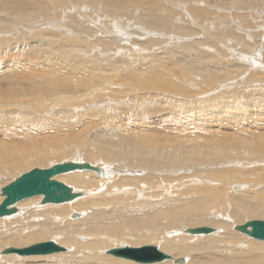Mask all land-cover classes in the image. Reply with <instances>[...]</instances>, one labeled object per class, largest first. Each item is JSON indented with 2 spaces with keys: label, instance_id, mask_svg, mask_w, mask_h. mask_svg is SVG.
<instances>
[{
  "label": "bare ground",
  "instance_id": "6f19581e",
  "mask_svg": "<svg viewBox=\"0 0 264 264\" xmlns=\"http://www.w3.org/2000/svg\"><path fill=\"white\" fill-rule=\"evenodd\" d=\"M169 1L177 7L187 5L185 9L202 17L204 24L211 15L212 20H218L223 12L227 14L229 12L228 16H234L223 24L216 23L218 31L209 33L210 37L216 40L212 42L216 45L215 55L195 47L194 41L189 42L188 36L195 31L187 26L191 25L189 21L184 23L183 20L180 25L175 22V16L171 15L173 7L167 4ZM177 1L181 3L178 4ZM230 1L232 0H209L207 4L213 8H206L200 3H195L194 0H0V175L5 177L10 169L13 171L26 169V172H29L34 169L31 167L35 164H44L47 161L46 157H51L56 147L63 145L61 146L63 148L65 145H76L79 142L88 143L89 147L96 146L92 152L84 151V158L77 157L79 152L76 158L99 159L96 165L89 163L102 169L101 175L94 170L85 169L87 171L75 170L76 172L63 173L56 177L71 186L74 192L82 194L75 200L85 198L77 201L73 205L75 207L63 206L67 209V214H64L60 206H43L47 204L42 203L43 196L39 195L18 202L15 205L18 209L16 213L0 218L1 223L5 225L0 227V244L23 248L39 241L53 240L65 246L66 251L48 255L20 256L11 253L12 255L5 256L6 254H2L4 248L0 250V260L10 259L9 264H41L42 260L52 261V264H84V262L137 264L134 260L107 253L112 249L113 239L124 238L116 245L118 248L156 245L159 250L172 253L169 254L172 256L170 259L159 264H264V240L256 238L249 240L236 229L237 226L242 225L239 223L248 221L249 218H264V193L262 198H257L256 203H252L250 187L243 191H234L237 187L236 183L228 185L233 179L240 182L246 179L245 174L235 165L246 158L248 160L258 158L264 161V147H259L258 144L260 137L251 134L245 128V122L258 125L264 121V88L252 90L251 87L246 86L241 78L247 68L242 66H236L235 76L227 75L225 76L227 78L222 80V76L211 73L210 68L215 66L222 69L230 65V60L215 63L208 62L207 59L220 55V50L224 52L227 50L229 53L235 51L230 49L232 40H227V37H234L229 36L228 32L244 31L251 25H253L252 29L264 31V0ZM156 18L161 20L160 25ZM248 18L263 22L257 24L250 22ZM53 21H57L58 24ZM152 21H155L156 25L152 24ZM143 23L148 24L149 27L155 25L160 28L161 31L158 32L161 33L160 36L145 41H139L138 38L135 43L139 42V46L133 44L132 48L136 56L131 55L129 58L128 51L126 54L130 59L128 61L116 60L109 65L94 61L92 64L99 65L100 73H96L98 71L96 69L93 70L96 68L95 65L92 70L77 65L69 73L73 76L67 74L65 78H76L75 82L80 83L84 92H57L60 83L64 82L62 77L56 75L58 74L56 72L62 70L60 62L74 60L87 63V59L74 58L71 49L75 48L77 52L91 50L90 54L96 52L89 46L93 45L94 41L90 42L75 36L66 38L61 35L75 32L78 35L82 32L94 35L100 33L101 36L117 39L116 44L120 47L123 42H128L130 35L134 33L133 29L140 32L149 30ZM48 26L54 29H45ZM107 26L111 31L103 28ZM71 27L73 30H70ZM58 29L61 30L60 36L55 34ZM250 35L252 41L255 38L257 42L252 43L255 48H251L250 51L254 57L250 58L251 64L247 71L256 68L259 74L261 72L259 70L264 71L262 55L261 58L258 56L261 32ZM161 37L170 39L168 44L174 40H186V42L177 43L176 47L170 50L166 47V49L157 48V51L163 50L161 57L164 56L161 58L163 61L157 64L147 55L148 51H144L141 47L153 41L163 42L159 41ZM237 41L241 45L246 43L238 39ZM95 42L108 41L97 38ZM247 42L249 43L250 40ZM225 47L226 50L223 49ZM138 48L141 52L144 51L143 55L137 54ZM68 54H72V57H68ZM186 58H191L192 61L200 59L199 64L194 63L193 66L184 64L187 72L196 73L199 69L197 65L201 63L204 69L210 72L205 84L211 87L218 85L216 90L222 88L227 90L226 92H235L232 89L239 87V92H251V94L247 93L250 98L240 97L243 103H239L238 99L235 104L228 100V97L226 98V92H222L225 93L223 95L225 99L222 97L221 101L213 105L215 108H222L220 111L217 109L219 113L209 114L210 107L207 109L195 107L194 117L197 119L189 118L190 114L186 109L181 111L175 108L157 109L148 116H145L144 109L141 113L137 111L136 115L134 110L132 112L125 110L127 111L125 113L121 109V115L116 116L113 113L105 119L98 113L83 115L85 112L83 111L78 114L74 108L77 104L96 102L97 93H108L93 92V86L90 84V76L98 82L104 69L110 71L107 74L111 77V71L114 75H118L119 66L131 70L137 64L144 63L145 66L141 69L145 72L133 77L134 81L128 85L130 88L128 90L133 91L138 88L145 92L160 91L164 85V78L181 80L179 70L183 67L180 61ZM147 60L150 63H147ZM231 62L235 65V61ZM50 70H54L55 73H50ZM262 78L264 80V76ZM238 79H241L240 82ZM126 93L129 92L121 94ZM142 104L149 105L148 102ZM94 105L102 106L97 103ZM116 106L117 104L112 108ZM57 107L61 109L55 111L56 116L53 114V117L46 116L52 112V108L57 110ZM242 107L247 108L246 111L250 112L249 116H245L240 111ZM105 108L107 107L103 106L97 110ZM141 109L142 106L139 110ZM157 121L173 123L176 128L187 129L183 131H188L190 135L183 140L180 138L182 137L180 133H172L170 129L161 133V124L152 127ZM98 124L101 125L94 126ZM200 125H203V128H200ZM209 126L229 127L230 130L225 132L239 134L238 140L226 141L227 146L217 145L214 142L211 146L202 143L201 139L208 138L204 136L205 131H208L210 136L216 134L218 128L213 130L208 128ZM167 128L169 126H165V129ZM149 131L153 134H149ZM196 132L199 133L195 137L198 142L188 139L193 138ZM183 146H192V148L184 152ZM72 154L71 152L66 155ZM225 157L229 158L222 161L221 159ZM60 158L58 156L56 159ZM189 166L195 167L192 171H195L196 176L206 173L208 167L212 171L221 170L218 174L219 179H204L199 183L187 180L184 183L186 190L180 197L174 199L179 184L170 182L169 176L179 170L185 171ZM210 182L216 184L212 185ZM4 183V181L0 183V201L4 200L1 193V189L7 185ZM239 186L243 187V185ZM260 186L264 188V183ZM91 191H96L98 194L88 198V193H92ZM174 191L177 193H173ZM195 206L200 211H197ZM82 210L87 212L86 217L82 218L80 213H74L77 214L76 218L73 216V212H82ZM204 210H208L206 214L201 212ZM220 212L221 216L218 219ZM71 214L73 219L70 217ZM206 223L214 226L212 233L186 232L188 228L202 227L198 225H206ZM127 233H136L138 237L134 236L135 238H142L145 241H142L141 246L138 247L132 244L121 246L130 243L125 238ZM234 235L244 240L240 241ZM1 237L6 241L1 242ZM3 247L0 246V249ZM110 256L116 257L118 261L116 263L107 261Z\"/></svg>",
  "mask_w": 264,
  "mask_h": 264
},
{
  "label": "rangeland",
  "instance_id": "374dc122",
  "mask_svg": "<svg viewBox=\"0 0 264 264\" xmlns=\"http://www.w3.org/2000/svg\"><path fill=\"white\" fill-rule=\"evenodd\" d=\"M232 1H235V0H232ZM232 1H230V2H232ZM177 2H178V4L181 3V1H180V3H179V1H177ZM194 2L200 3V5H202V7L213 8L207 4V2H209V0H194ZM167 4L173 7V8H171L172 9L171 15L173 14V16H175L174 17L175 22H178V24L183 23V20H185L184 23H188V21L190 22L191 25H187V26H189L191 30H194L195 33H192L191 36H188L189 42L194 41L195 47H198L200 50L206 51L209 54L212 53L213 55H215L214 52H217V51H215L216 45H214L212 42H215L216 40L212 39L210 37L211 36L210 34L218 31V29L216 28V25H215L216 23H218V24L222 23L223 24L229 18H233L234 16H228L229 12H228V14L226 12H223V15L220 16L218 18V20H212V15H211L208 18V21L204 24L202 17L191 12V10L185 9L187 7V5L184 7H177V5L174 6L173 4H171L170 1ZM86 14H87V12H86ZM92 16L95 17V15H92ZM87 17H89V16H87ZM252 18H256V17H252ZM145 19H148V18H145ZM156 19L158 21V25H160L161 20L158 18H156ZM248 19L250 20V22L251 21L255 22V23L257 22V24L263 22V21H259V20L256 21V20L251 19V18H248ZM81 21L85 22L86 20L81 19ZM53 22H57V21H53ZM136 22H139V21H136ZM144 23H147V22H144ZM144 23H143V25H144ZM153 23L155 24V21H152V24ZM57 24H58V22H57ZM135 24H137V23H135ZM155 25L151 26L153 29L151 27H149L148 24L144 25V26H146V28L148 27L149 30H146V31L141 30L142 32H140L139 30L135 31L133 29L134 33H132L130 35L131 37L128 40V42H125V43L123 42V45L120 44V47L116 44L115 40H117V39L110 38L106 35L101 36L102 34H100V33L95 34L96 35L95 36L94 34H90V33H86V32H82V34H79V35L77 34V32L71 33L68 35H66V33L63 32L65 35L64 34L61 35L62 37L69 38V37L75 36V37H79V38L89 40L90 42L94 41L93 45H89V46L91 48L93 47V50H96V52L94 54L93 53L90 54L89 52L91 50L90 51L86 50V52H77V51H75V48L71 49V53L73 55H75L74 58H77L78 60L79 59H84V60L87 59V63H85V62L79 63L78 61H74V60H63L62 62H60L59 64H60L62 70H61V72L60 71L56 72V73H58L56 75L62 77L64 79V82L60 83V85H59L60 89L57 92H84L80 86V83L75 82L76 78L75 79L65 78V76L67 74L71 73L72 70L77 65L87 67L88 70H92V68L95 65L96 68H93V70H95V69L98 70L99 65H97L95 63L92 64L94 61L98 62V64L103 63L104 65H109V63H111L113 61L115 62L116 60H121V61H123L122 59H125V61L130 60L129 58H131V55L136 56L134 54V51L132 48H133V44L134 45L140 44L139 42L135 43V41H138L137 40L138 38H140L139 41L140 40L145 41V40H148L150 38H153L154 36L156 38H158L157 36H160L159 34H161V33H158V32H160L161 30H160V28L156 27ZM92 26H94V25H92ZM252 26L253 25H251L250 27H247L244 31L243 30H237V31L227 33V34H229V36L234 37V38L227 37V40L228 39L232 40V42L229 46H230V49H232L233 51L235 50L234 51L235 53L234 52L229 53V51H227L226 50L227 48L225 47L223 49H225L227 53L224 52V50H220L219 51L220 55L217 54L216 56H213V57L208 56V57H211V58H207L208 62L210 61V62L216 63V62H220V61H225L226 59L230 60V65L224 67L227 70H224V68L219 69L220 67L216 68L215 66H212L210 68V70H212L211 73L220 74L222 76V80H224L227 78V77H225L227 75H229V76H231V75L235 76L236 75V73L234 72V70L237 68L236 66H239V67L242 66V67H246L248 69V67H250V64H251L250 58L254 57V54H252V51H250V49L255 48V45H253L252 43H253V41L254 42L256 41V40H254L255 39L254 37H253L254 39L252 41V37L250 35L251 33H253V34L255 33V35H256V33L261 32V35L259 37L260 42H258V44H260V46H261L260 51L258 52V54H260V55H258V56L260 57L262 55V58L261 57L260 58H261L262 63H264V58H263V55H264V53H263L264 52V31H261V29L258 30L255 28L252 29ZM89 27H90V25H89ZM107 27H103V28L108 29V31H109L110 29H109V27L108 28ZM48 28H49V26L46 27L45 29H48ZM52 29H54V28H49V30H52ZM137 29H140V28H137ZM70 30H73V28ZM153 30H155V31H153ZM59 31H61V30L58 29L57 33L55 32V34L56 35L59 34V36H60ZM135 32L137 34H135ZM201 32H203V34H201ZM95 37H96V39L97 38L105 39L108 42H106V43L105 42H95V40H96ZM213 37H215L214 34H213ZM159 39H161L159 41H163V42L153 41V42H150L148 44L146 43L141 47L142 49H144V51L145 50L148 51L147 55L151 56L153 63L157 62V64H158V62L163 61L161 58H164V56L161 57V55H162L161 51H163V50L157 51L156 50L157 48H159V49H166L167 48L170 50L171 48H175L177 43L182 44V43L186 42V40H178V41L174 40L173 42H170L168 44V40H170V39H168L166 37H161ZM198 39L203 40V41L201 42ZM237 39L242 40L243 42H246V43H243L244 45H241L237 41ZM247 40H250L251 44H250V42L248 43ZM107 43H109V44H107ZM130 44H132V45H130ZM226 45H228V44H226ZM139 48H138L137 54L140 53V55H143L144 51L141 52V49H139ZM155 50H156V52H155ZM128 51L130 53L129 58L126 57V54ZM72 54H70V55L68 54V57L69 56L72 57L71 56ZM199 60H193L192 61L191 58H186L184 60H181L180 61L182 63L181 67H183L179 70V76H180L181 80L166 77L163 79L164 85L163 86L161 85L162 87H161L160 91L153 90L152 92H145L143 89H138V88L136 90H133V91L128 90V89H130L128 85L134 81L133 77L134 76L137 77V76H139L145 72L144 69H141V67L145 66L144 63L137 64L131 70L130 69L125 70L124 68L119 66V68L117 70L118 75H114V72L111 71V75H112L111 77L108 76L110 71H106V69L103 70V68H102V70H103L102 72H104L103 73L104 77L102 75L100 77L101 78L100 81L96 82V80H94V78L92 76H90V78H91L90 84L93 86V92H108V93H106V94L97 93V95H96L97 101L96 102H90V103L85 104V105H83L81 103V104L75 105L76 107H74V106L73 107L78 112V114H81L83 111H85V112H83V115L89 114V113H98L104 119L106 117H108L109 115H112L113 113H115L116 116L121 115L122 114L120 112L121 109H123V112H125V113L128 110L130 112H132L134 110L135 115L138 112L141 113L142 110L144 109L143 111H145V116H148L150 113L156 112L155 110L163 109V108H172V109L175 108L176 110H181V111L186 109V111H189V114H190L189 118L197 119L194 117V113L196 111H194L193 108H195V107H206V109L208 107H210L208 109L209 114H218L219 112L217 111V109H219V111H220V109H222V108H215L213 105H215L219 101H221L222 97H224V99H225V96H226V98L228 97V100H230L231 102H233L235 104H237L238 99H239V103H241V104L243 103L242 100L240 99V97L245 96L246 99L250 98V95H247V93L251 94V92H239V87L232 89L235 92H226L227 90H223L222 88H219L218 90H216L219 87L218 85L211 87V86L205 84V82L207 81L206 78H208V75L210 74V72L204 69L203 63H201L200 65H197V66H199V69L196 70V73L191 74V72L190 73L187 72V69H185L184 64L187 66L188 65L193 66L194 63L199 64V62H198ZM231 61H235V65H233V63ZM206 62L207 61H204V63H206ZM88 63H90V64H88ZM147 63H150V62L147 60ZM124 64H126V63H123V65ZM247 69L245 70L246 72L244 71L242 73V78H241L244 80V83H246V86L251 87L252 90H263L264 85H261V84H264V80L262 78L264 76V71L259 70L261 72L258 74L257 73L258 70L256 68H251L248 71H247ZM50 73H55V71L50 70ZM96 73H100V71L98 70ZM131 73L133 75H131ZM69 76H73V74H69ZM241 79H238V81L240 82ZM137 86H139V85H137ZM113 92H116V93L114 94ZM117 92H118V94H117ZM122 92H129V93L122 95L121 94ZM135 92H136V94H135ZM222 92H226L227 94L225 96H223L225 93H222ZM87 100H88V98H87ZM142 102H148L149 105L144 106L142 104ZM96 103L102 104V106L94 105ZM115 104H117L116 108H112V106ZM150 104H152V105H150ZM91 105H94V106L90 107ZM140 105L142 106L141 110H139V108H141ZM103 106H106L107 108L100 110V111L97 110L99 108H102ZM56 109L57 110L52 108V112H50L49 114H46V116L47 115H49L50 117H53V115L56 116L55 111H58L61 108L59 109V107H57ZM88 109H91L92 111H89ZM125 110H127V111H125ZM246 110H247L246 107H242L240 109V111L242 113H244L245 116H249L250 112L246 111ZM196 117H198V116H196ZM162 122L164 123L163 125H162ZM162 122L157 121L155 124L152 125V127H158L161 124V131H160L161 133L164 131L168 132V129H170V130H172V133H175V134L180 133V135L182 136L180 138H182L183 140L185 139V137L190 135V133L188 131H186V132L183 131V130H187V129L176 128L173 125V123H169L166 121H162ZM100 125L101 124L94 125V126L99 127ZM165 126H169V128L165 129ZM199 127L203 128V125H200ZM208 128L215 130L218 127L217 126H209ZM245 128L251 134H253L255 136H259L260 137V141L258 143L259 147H264V121L261 123H258V125H256V124L250 125L249 123L245 122ZM228 130H230L229 127H225V126L219 127L216 130V134H214L212 136L209 135L208 131H205L204 136H207L208 138L207 139H201V141H202V143H206L209 146H211L212 142L216 143L217 145H219V144L226 145L227 144L226 141H228V140H238L237 137L239 134L234 135V133L225 132ZM230 132H232V131H230ZM148 133L153 134L152 131H149ZM169 134L172 135L171 133H169ZM196 135H199V133L196 132L193 138H188V139H190V140L192 139L194 141H197V139L195 138ZM108 136H110V135H108ZM81 140L83 141V139H81ZM93 144H95V143H93ZM216 144H214V146H217ZM61 146H63V145H60V146L55 148V151L53 153H51V157H46L47 161L44 164H42V165L41 164H35V166H32L31 168H35V167L46 168V167H50L53 164L62 163V162H65L67 160L86 161V162H88V163L90 162L94 165L98 164L97 160H99V159L82 160L80 158H76L78 152H79V155L77 157H83L84 158L85 157L84 151L92 152L93 150H95L96 145L89 147L88 143L79 142L76 145H65V147H63V148H61ZM192 146H185V147L183 146L182 151L187 152V151H189V148H192ZM76 147H77V149H76ZM71 152L73 153L72 155H66V154L71 153ZM58 156H60L61 158L56 159ZM229 157H225L221 160L225 161ZM254 158H256V157L254 156ZM229 166H234V165H229ZM235 166L242 173L245 174L246 179L243 182H240L238 180L233 179L228 183V185H232V183H236L237 187L234 189V191H243V190L248 189L250 187V190L252 191V192H250V195L252 194L251 201H252V203H256L257 198H262V195L264 193V188L262 186H260V185H263V183H264V161H261L258 158L251 159V160H248L246 158V160H243L242 162L238 163ZM193 168H195V167L189 166L187 168V170H185V171L179 170L178 172L173 173L169 176L171 179L170 182L175 183V185L179 184L178 188H176L178 190V193H177V191L173 192V193H177L176 195H174V197H175L174 199H176L177 197H180L182 195V193L186 190V188L184 187V183L187 180L195 181L196 183L203 182L204 179L215 180V179H219L218 174L221 172V170H213L212 171V169H209V167H208L206 173H202V175L196 176V174H194L195 171L194 172L192 171ZM27 169H29V168H27ZM26 171H27L26 169L16 170V171H13L12 169H10V171H8L5 175L6 178L3 177L4 175H0V183H2L3 181L6 183L8 180V182L6 183V184H8ZM81 171H87V170H81ZM74 172H76V171H74ZM14 175H15V177H14ZM252 177H254V179H252ZM196 178H199V179H196ZM210 183L212 185L216 184L215 182H210ZM244 184H245V186H244ZM186 185H187V183H186ZM239 185H243V187L239 186ZM91 192L92 193H90V192L88 193V198L98 194V192H96V191H91ZM102 192H104V191H102ZM253 193H257V194H253ZM183 198H184V196H183ZM195 198H197V197L195 196ZM80 199H85V198L82 197ZM80 199L75 200L72 203L47 204V205H43V206L57 205V206L62 207L64 214H67V209L64 208L63 206L69 205L70 208L75 207L73 205H75V203L77 201H79ZM43 206H41V207H43ZM39 208H40V206H39ZM82 208H83V206H82ZM195 209L197 211H200L197 206H195ZM263 209H264V207H263ZM206 211H208V210H204L201 212L203 214H206ZM74 213H78V214L80 213L82 218L87 216V212L84 210H82V212L75 211L72 214H74ZM72 214L70 216L71 218H72ZM220 214H221V212L219 213L218 219L221 216ZM253 218L254 219H261V217H252L249 219H253ZM75 220H77V219H75ZM246 222L247 221H245L243 223H239V224H244ZM239 224H237V225H239ZM79 225H80V223H79ZM4 226L5 225L3 223H1V221H0V227H4ZM198 226H210V227L214 228V226L212 224H207V223H206V225H200L199 224ZM242 234L245 235L247 238H249V240L255 239V238L249 237L248 235H246L244 233H242ZM236 235H238V234H236ZM236 235H234L235 238L239 239L240 241L244 240V238H238V236H236ZM134 236L138 237L136 235V233H127L125 238L130 243H126L125 245H121V246H127L129 244H132L133 246H137V247L141 246L140 243L142 241H145V240H143L142 238H135ZM123 239H116V238L113 239V246L111 248L117 247L116 245L119 242H122ZM3 241H6V240H3V237H1V242H3ZM162 244H160V246ZM2 245L4 247L1 248L0 250H3L4 248L11 246V245L4 244V243L0 244V246H2ZM104 254H107V253L104 252ZM167 254H172V253H167ZM10 255H12V254H10ZM5 256H9V255H5ZM87 256H89V255H87ZM18 257H20V256H18ZM11 259H14V258H11ZM16 260H17V258H16ZM107 261H109L111 263H113V262L116 263L118 260L116 257L114 258V256H110ZM10 262H11L10 259H7L5 261L0 260V264H9ZM41 262L43 264H46L48 262H49L48 264H50V263L52 264V261L47 262V261L42 260ZM162 262H158V264L162 263ZM136 263L142 264V263H138V262H136ZM37 264H40V263H37ZM53 264H56V263H53ZM84 264H88V263L84 262Z\"/></svg>",
  "mask_w": 264,
  "mask_h": 264
},
{
  "label": "water",
  "instance_id": "95a60500",
  "mask_svg": "<svg viewBox=\"0 0 264 264\" xmlns=\"http://www.w3.org/2000/svg\"><path fill=\"white\" fill-rule=\"evenodd\" d=\"M85 169L94 170L99 175L102 174L100 167L93 166L88 162L66 161L56 163L48 168H34L20 175L1 189L4 200L0 204V218L16 213L18 209L15 205L33 196L42 195L43 204H61L75 200L82 194L80 192H74L71 186L59 181L56 177L63 173ZM73 216L76 218L77 214ZM236 229L248 234L252 238L264 240V219L248 220L246 223L237 226ZM213 231L214 229L208 226L188 228L186 230L190 234H208ZM66 250L67 248L65 246H61L53 240H48L37 242L23 248L8 247L3 250V254L17 253L20 256L48 255ZM107 253L144 264L158 263L171 258L169 254L159 250L155 245L138 248L116 247L108 250ZM180 261L183 263V260L180 259Z\"/></svg>",
  "mask_w": 264,
  "mask_h": 264
}]
</instances>
